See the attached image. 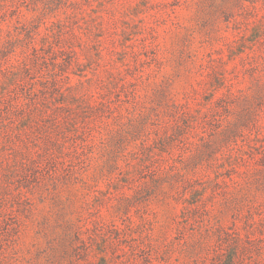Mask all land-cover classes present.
I'll return each mask as SVG.
<instances>
[{"label": "rangeland", "instance_id": "rangeland-1", "mask_svg": "<svg viewBox=\"0 0 264 264\" xmlns=\"http://www.w3.org/2000/svg\"><path fill=\"white\" fill-rule=\"evenodd\" d=\"M231 250L264 264V0H0V264Z\"/></svg>", "mask_w": 264, "mask_h": 264}, {"label": "trees", "instance_id": "trees-1", "mask_svg": "<svg viewBox=\"0 0 264 264\" xmlns=\"http://www.w3.org/2000/svg\"><path fill=\"white\" fill-rule=\"evenodd\" d=\"M17 63L19 64L20 62L17 61ZM226 257H227V260L224 264H233V262L235 260L234 250L229 251Z\"/></svg>", "mask_w": 264, "mask_h": 264}]
</instances>
